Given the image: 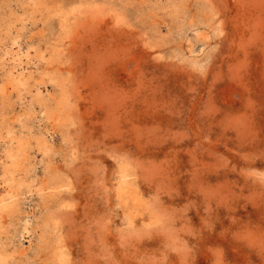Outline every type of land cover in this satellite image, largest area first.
Returning <instances> with one entry per match:
<instances>
[{"label": "rangeland", "instance_id": "374dc122", "mask_svg": "<svg viewBox=\"0 0 264 264\" xmlns=\"http://www.w3.org/2000/svg\"><path fill=\"white\" fill-rule=\"evenodd\" d=\"M0 264H264V0H0Z\"/></svg>", "mask_w": 264, "mask_h": 264}]
</instances>
